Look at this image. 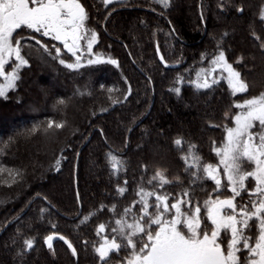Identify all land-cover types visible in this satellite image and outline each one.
<instances>
[{
  "label": "trees",
  "instance_id": "trees-1",
  "mask_svg": "<svg viewBox=\"0 0 264 264\" xmlns=\"http://www.w3.org/2000/svg\"><path fill=\"white\" fill-rule=\"evenodd\" d=\"M97 1L80 0L88 13L86 28L97 33L94 53L116 59L119 66L85 63L72 70L41 58L39 46L24 48L30 65L0 98V264H102L94 246L100 237L115 235V216L138 199L140 187L152 189L148 179L154 171L171 179L165 189L173 195L192 187L195 198L204 200L214 184L204 178L190 185L196 169L186 172L184 158L191 162L189 147L195 145L202 165L215 164L212 144L230 124L225 112L234 114L231 105L252 93L233 97L223 79L197 91L190 81L210 65L208 59L201 62L202 55L210 59L220 43L254 92L264 85V26L257 17L264 0H168V7L154 0L107 7ZM157 51L176 67L165 69ZM238 56L243 57L239 65ZM174 88L181 89L179 95L170 91ZM58 99L66 106L56 105ZM50 120L65 126L48 128ZM110 153L120 161L117 169ZM117 185L127 188L124 196ZM101 204H116L115 213L106 207L82 223ZM100 223L107 226L98 236ZM54 233L65 236L77 255L62 243L46 249L43 241ZM33 238V249L25 251V239ZM127 253L122 248L119 256Z\"/></svg>",
  "mask_w": 264,
  "mask_h": 264
},
{
  "label": "snow or ice",
  "instance_id": "snow-or-ice-1",
  "mask_svg": "<svg viewBox=\"0 0 264 264\" xmlns=\"http://www.w3.org/2000/svg\"><path fill=\"white\" fill-rule=\"evenodd\" d=\"M102 2L107 7L112 0ZM154 2L168 7V0ZM237 11L242 12V8H237ZM87 19L88 13L80 0H0V77L6 82L0 86V96L5 95V87L15 85L20 78L19 70L29 66V59L22 54L24 48L39 46L37 50H43L41 58L51 57L72 70L84 67L85 63L118 67L116 59H105L94 53L93 46L97 43L94 30L88 37L82 35ZM261 19L264 20V14ZM85 38L86 49L80 43ZM52 49L55 50L54 56ZM63 52L71 54L74 61L69 63ZM206 59L211 67L202 69L203 76L198 72L196 80L190 81L197 91L212 89L222 79L227 82L233 97L249 91V85L241 73L226 59L220 43L217 44V53L210 59L202 55L201 62ZM242 59L239 57L237 63ZM10 61L11 71H7L6 65ZM161 63H165L163 57ZM217 70L218 74L213 75ZM170 91L179 95L181 89ZM129 95L130 87L124 100ZM56 105L66 106V101L58 99ZM231 107L238 111L234 114L226 111L225 118H230L234 127L225 123L223 142L218 146L214 142L213 151L219 163L202 165L201 158L193 151L195 145L189 147L191 162L184 158L186 172L196 169L191 172L193 179L190 185H196L204 178L215 185L211 192H206L203 203L195 198V188L192 187L182 188L173 195L165 189V185L171 184V181L163 171H156L148 183L153 185V181L158 179V184L153 185L151 190L140 187L135 193L138 199L115 216V227L111 228L115 235L111 238L103 236L99 246H94L102 264H107L111 252L119 253L122 248L131 250L122 264H264V92L259 96L242 98V102H235ZM64 126L65 122L52 120L47 124L48 128L56 129ZM254 128L257 130L252 131ZM174 143L181 145L182 140L176 139ZM109 156L112 168L117 169L120 161L111 153ZM242 161H247L251 167H243ZM124 183L127 185L128 181ZM200 187L206 191L202 184ZM225 190L231 195H227ZM126 191V187L117 185L116 192L120 196H124ZM106 207L101 204L96 211H89L82 223ZM116 207L113 204L107 207V211L115 213ZM40 211L42 215L45 213L44 208ZM106 226L100 223L96 234L104 233ZM54 235L58 233L44 239L50 250L53 249ZM59 239L64 241L73 256L77 255V250L65 236L59 235ZM34 242V238L25 239V251L32 250Z\"/></svg>",
  "mask_w": 264,
  "mask_h": 264
},
{
  "label": "rangeland",
  "instance_id": "rangeland-1",
  "mask_svg": "<svg viewBox=\"0 0 264 264\" xmlns=\"http://www.w3.org/2000/svg\"><path fill=\"white\" fill-rule=\"evenodd\" d=\"M95 2H100V1H97V0H94ZM122 1H124V0H112V2L109 4V5H111V4H120ZM103 3V2H102ZM109 5H107V6H109ZM103 6H104V4H103ZM262 14H264V6L263 7H260V10L258 11V18L260 19L261 18V16H262ZM85 24H86V27H87V25H88V19L85 21ZM262 24H263V26H264V20H262ZM90 32H91V30H88L87 28H85V29H83L82 30V35L83 36H85V37H88L89 35H90ZM106 37L108 38V39H110V38H112L113 39V37L112 36H110L109 34H107L106 33ZM46 39V38H45ZM80 43H81V46L84 48V49H86V46H87V38H85V39H82L81 41H80ZM60 47L63 49V46L62 45H60ZM54 52V53H53ZM23 54V53H22ZM66 58H67V56L68 55H70L71 56V54H66L65 52H63L62 53ZM52 55H55V50L53 51L52 50ZM239 57H241V56H238L236 59H235V61H236V63H237V59L239 58ZM29 59V62H30V58H28ZM11 63H12V61H10V63H9V65H6V70L7 71H11ZM59 63V62H58ZM241 63V62H240ZM240 63H238V65L240 64ZM29 65H30V63H29ZM59 65L60 66H63V65H61L60 63H59ZM28 67V66H27ZM211 67V65H209V68ZM24 68H26V67H24ZM208 68V69H209ZM21 69H23V68H21ZM28 69V68H27ZM203 70H207L206 68L205 69H203ZM20 71V70H19ZM218 72H219V70H217V73H213V75H217L218 74ZM20 73V72H19ZM201 76H203V72H202V70H201ZM25 74V73H24ZM24 74H23V76L21 77V79H23L24 80V78L23 77H25L24 76ZM226 75V74H225ZM45 80L41 77L40 78V83H42V82H44ZM5 81H4V79L2 78V77H0V86H3V85H5ZM227 83V82H226ZM249 85V91L248 92H250V93H252V95H250V97H246V98H251L252 96H259L260 95V93L261 92H264V85L263 86H261V87H257L256 89H255V91L257 90V92H254V90H253V88L251 87V85H252V83H249L248 84ZM15 88V85L13 86V87H11V88H7V87H5V95L8 93V92H10V91H12L13 89ZM60 88V87H59ZM57 89V88H56ZM60 90V89H59ZM74 91H75V89H74ZM241 94H244V93H241ZM241 94H237V95H241ZM4 95V96H5ZM4 96H0V98H3ZM239 102H242V99H240L239 100ZM238 111V110H237ZM20 122H21V120H18L16 123H15V125H14V127L15 126H19L20 125ZM5 123V125L7 126L8 125V123L7 122H4ZM229 126H232V127H234V125L231 123V120H230V124H229ZM13 127V128H14ZM8 128H11V126L9 125L8 126ZM257 129H252V131H256ZM224 135H225V132H224V127H223V131H222V140L218 143V144H215V145H220L222 142H223V139H224ZM257 139H258V137H257ZM213 147H214V144H212V149H213ZM217 163H219V159H218V157L216 156V163L215 164H217ZM242 166L243 167H245V168H248V167H251V165H249V163L247 162V161H242ZM221 171H222V169H221ZM156 173V171H154V173L151 175V177L148 179V181L152 178V176L154 175ZM164 175H165V173H163ZM166 176V175H165ZM167 177V176H166ZM168 178V177H167ZM170 181H171V179L170 178H168ZM224 183H226V180H224L223 181ZM149 184V183H148ZM155 184H158V179L156 180V181H153V185H155ZM253 184H254V182H253ZM214 187H215V185H214ZM212 191V190H211ZM225 192H226V194L227 195H231V193L230 192H227V190H225ZM244 195L246 196L247 194L246 193H244ZM239 199V198H238ZM201 204L203 203V200L200 202ZM102 242V237H100V241H99V243H98V246H99V244ZM124 250V249H123ZM127 250V252H130L129 251V249H125V251ZM112 253V252H111ZM110 253V254H111ZM114 253V252H113ZM123 255H121V256H119V253L118 254H115V257H111L110 258V261L109 260H107V264H122V261L124 260V256H126V255H124L123 257H122ZM109 258V257H108ZM107 258V259H108Z\"/></svg>",
  "mask_w": 264,
  "mask_h": 264
},
{
  "label": "water",
  "instance_id": "water-1",
  "mask_svg": "<svg viewBox=\"0 0 264 264\" xmlns=\"http://www.w3.org/2000/svg\"><path fill=\"white\" fill-rule=\"evenodd\" d=\"M157 57H158V61H159V63H160L165 69H172V68H175V67H176L175 65H170V64H167V63H161V55L159 54L158 51H157ZM165 64H167V67H165ZM56 242H60V243L65 244L63 240H60V239H59V235H54V239H53V242H52L53 245H54V243H56ZM43 245H44V247H45L46 249H49L45 243H43ZM65 245H66V244H65ZM66 246H67V245H66ZM67 247H68V246H67Z\"/></svg>",
  "mask_w": 264,
  "mask_h": 264
},
{
  "label": "flooded vegetation",
  "instance_id": "flooded-vegetation-1",
  "mask_svg": "<svg viewBox=\"0 0 264 264\" xmlns=\"http://www.w3.org/2000/svg\"><path fill=\"white\" fill-rule=\"evenodd\" d=\"M53 43H57V42H53ZM60 46V45H59ZM66 53V52H65ZM67 54V53H66ZM68 56H70V55H68ZM7 69V68H6Z\"/></svg>",
  "mask_w": 264,
  "mask_h": 264
}]
</instances>
